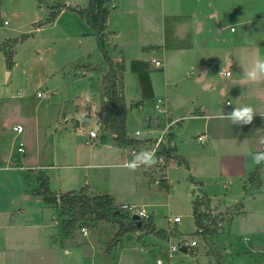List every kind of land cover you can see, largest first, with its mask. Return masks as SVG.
<instances>
[{"label": "rangeland", "instance_id": "374dc122", "mask_svg": "<svg viewBox=\"0 0 264 264\" xmlns=\"http://www.w3.org/2000/svg\"><path fill=\"white\" fill-rule=\"evenodd\" d=\"M30 1H32L31 5L27 3L28 0H0V38L3 34H9L10 39L27 35L14 48L12 69H6L2 73L0 71V81H2L0 88L2 96L0 98L4 96L6 101L5 113L8 119L7 121H4V118L0 119V124H6L9 128L2 132L0 145L5 144L6 149L13 150L20 142L22 152H15L14 162H19V158L24 155L28 160L32 159L33 163L44 167V170L35 171L30 175L26 182L28 184L31 182V185L27 188L33 186V176L37 172H42L45 175L49 172L54 176V179L51 177L50 187L65 186V190L76 189L88 179L91 182L88 184H92V189L96 188L103 192L111 191L117 195L116 200L119 202H127L126 205L133 204L138 209L144 207L146 212L150 213L155 228L165 230L167 238L160 239L152 234H141V239L136 240V235L141 232H127L121 235L117 243L106 251L105 248L110 243L116 226L112 223L94 222L91 218H86L71 231L69 237L72 236L71 239L74 242H69L61 235V222L68 215L61 213L57 206L49 205L51 211L49 214H47L48 212L44 214L47 225L40 229H34L37 232V237L34 235L31 238L34 241L33 246L36 247H29L31 249L24 252L21 260L16 261L15 264H116L117 261L119 264H155L157 259L163 264H252L248 255L244 254V250L237 242L238 233L235 231V226H237L235 224L238 218L235 217L236 214L233 213L234 219L231 223L225 217L222 218V221L218 219V214L227 217L233 210L212 214L215 215L217 224H220L214 233L200 236L193 232L195 227L190 216L189 189L186 179L178 173V166L172 169L168 175L171 180L170 188L166 192L157 184L155 185L154 177L151 179L147 175H142L141 172L136 174L135 171H130L126 165H117L123 163V158L120 159L111 152V149L107 147L109 142L105 141L107 138H99V127L93 119L89 126L95 127V130L99 132L98 137L93 143H85L88 128L86 124L81 125L79 113L87 105L90 106V101L94 102L95 107L93 108L97 109L103 93L101 83L96 79V71L85 68L88 73L74 74L77 70L84 68H75L74 64L77 61H85L91 66H99L103 63L102 55L95 46L88 26L77 13L63 9L53 20L43 22L49 12L47 5L54 2L66 4V0H43L39 4L36 0ZM69 1L73 4L80 2L79 0ZM213 2L217 11L221 12L216 26L228 24L225 29H220L219 38L224 37L230 42L231 38H236L240 33H252L251 42L254 43L255 31L264 27L262 22L264 20H254L245 26L238 22L263 14L264 0H213ZM128 7L134 9L135 5L133 2H129ZM193 7L194 0H162V3L157 0L156 4H152V14L159 15L161 13L165 16L163 27L167 30L168 42L173 40L176 44L171 36L187 30L190 18L186 16V13L190 12ZM33 17H36L34 21H32ZM138 17L137 13L127 15L131 25L130 32L125 26L127 24H124L123 21H118L117 26L121 30L119 34L121 42L125 44V49L122 50L126 67L123 79L125 95L130 99L129 101L134 100L135 104L127 110L126 129L130 134L137 130L140 135H143L150 127L147 126V116L151 118V122L155 124L154 127L157 130L165 125V120L164 115L154 108L155 102L161 97L162 90L159 88L160 91L158 89L156 93L151 90L155 83L159 85L158 76L160 75L156 73H160L162 63L155 67L149 60L153 56L154 59L162 62L161 56L156 50L150 51L146 47V55L142 62L131 61L137 51L142 52L139 49L140 46L132 42L133 39L135 40L134 31L136 33L139 31L136 21ZM3 21H5L4 24ZM38 21L43 23L39 25L38 31H34L37 26L34 24ZM229 27L234 29L232 34L228 31ZM218 50L219 48L215 52L217 57L210 61L211 65H207L208 71H211L216 77L224 65L227 64V70L232 71V64L236 63L235 52L232 59L225 63L222 59L226 52L222 50L219 53ZM107 53L110 56V52ZM2 58L4 60L3 54L0 56V61ZM100 69L105 71L106 66L103 65ZM184 71L189 72L190 69L184 67L182 75H184ZM151 73L155 74L156 82L149 76ZM192 74L189 77H193ZM89 76L96 80H94V86H91L88 80ZM174 77L179 83L176 87L166 86L168 89V93L165 92L167 99L169 96L174 98L179 93L187 96L193 92L192 84L188 80H183L179 71L175 73ZM216 79L218 80V78ZM214 89H216V85H213ZM67 117L69 121L65 123ZM160 117L162 119H159ZM75 120L80 123V127L83 129L74 130L71 122ZM15 125H19L21 128L19 134H16L12 129V126ZM99 144L97 152L105 155L104 161L101 162L104 166L89 170L80 168L79 165L91 154L90 147ZM51 151L56 155L54 160L51 158ZM66 155V160H63ZM28 163L30 161L23 162L26 166ZM45 165L54 167L69 165V167L48 170ZM179 167L182 168L181 165ZM138 177L140 179H137ZM225 204L230 203L226 202ZM233 205L230 204L231 209H234ZM259 208L258 202L254 200L247 208V212ZM261 210L264 211V206ZM174 216L179 218L178 223L167 221V218L172 219ZM247 216L250 221L251 216ZM261 217L262 215L258 213L259 220H251L261 233L258 234V237L261 238L260 241H263L264 231L261 230ZM81 227L85 228L86 234L81 233ZM211 227L212 225L209 226V228ZM28 234L33 235L32 230ZM182 238L196 242L197 247L195 246L194 252L190 251L192 248H187L185 253L169 251V245ZM62 240H65V243ZM52 242L61 246L57 250H62V248L69 250V256L66 257L63 252H54ZM70 248L74 250H70ZM261 256V254L255 256L256 260H260ZM78 259H81L80 263L77 262Z\"/></svg>", "mask_w": 264, "mask_h": 264}, {"label": "crops", "instance_id": "0c3cea01", "mask_svg": "<svg viewBox=\"0 0 264 264\" xmlns=\"http://www.w3.org/2000/svg\"><path fill=\"white\" fill-rule=\"evenodd\" d=\"M79 1V3L74 2L73 4L71 1L66 0V5L84 6L86 3V0ZM156 1L157 0H109L106 4L108 14L105 19V42L107 52H110L109 57L113 62H118L123 59L122 50L125 49V44H122L119 36L121 30L117 26V22L123 21L124 24L126 23L127 25L125 26H127V30L130 32L131 25L127 15L133 13H137L139 16L136 19L139 31L138 33L134 31L135 40L133 39L132 42L138 44L142 52L137 51L136 54L132 56L131 61L142 62L147 49H150V51H152V49H154V51L156 50L162 58V62L159 60L160 65L162 63V68L159 71L160 73H156L160 75L158 76L160 80L159 85L155 83L151 87V90L153 93H156L159 88L162 90L161 97L159 98L160 101L155 102L158 108L155 107V105L154 108L164 115L165 123H170V138L173 143L177 163L160 172L156 171L153 166L148 168L140 167L135 172L136 174H140L141 172L142 175H147L151 177V179L154 177L155 185L157 184L155 179L158 177L161 178L168 185V189H164L167 192L170 188L171 180L168 175L172 169L178 166V173L186 179L189 189L190 216L191 201L195 196H203L208 200L207 213L211 218L215 217V215H212L213 213L218 214L229 209L233 210L227 217L218 214V219L222 221V218L225 217L229 220L228 222L231 223L234 219L233 213H235V217L238 218L235 224L237 225L235 226V231L238 233L237 242L240 244L241 249L244 250V254L248 255L252 264H263L264 240L260 241L261 238L258 237V234L261 233L258 231L259 229L253 225L251 219L257 221L258 213H260L262 215V229H260L264 231V211L261 210L264 206V175L261 176L262 183L257 190L247 193L245 189L248 187V173L255 167L249 153L264 151V145L259 143L260 137L264 136V81L259 83L245 81L243 79V70L246 64L257 55L264 57V27L255 31L254 43L251 42L253 34L245 32L238 34L236 38H231L229 42L224 37L219 38L220 29H225L228 24L220 27L216 26L217 20L220 19L221 12L219 13L217 11V7L213 0H194V7L190 12L186 13V16L190 18L187 30L174 35L172 33L173 36H171V38L176 41V44H174L172 39H170L172 42H168V38L166 37L168 33L166 28L164 29L163 27L165 16L161 13H159V15L156 13L152 14L151 6L152 4L154 5V3L156 4ZM31 2L32 1L28 0L27 3L31 5ZM129 2L134 3V9L128 7ZM160 2L162 3V0H160ZM35 19L36 17H33L32 21ZM254 20H264V13L256 18L240 20L238 23L245 26L250 22H254ZM262 22L264 24V21ZM4 23L5 21H3V24ZM196 26L197 28L195 29ZM38 30L39 28L34 29V31ZM228 31L232 34L234 29L232 30L229 27ZM6 39H10L9 34H3L0 38V43ZM217 48H219V53L222 50L226 52L225 57L222 59L225 63L232 59L235 52L236 63L234 65L232 64V71L229 70L230 76L223 75V71L227 70V64L218 72V77L207 69V65H211L210 61L217 57L215 54ZM1 55L0 50V56ZM151 59H154L153 56L149 59L150 62ZM3 61L2 58L0 61L1 73L6 70ZM102 64L99 66H91L88 62L77 61L74 67L78 69L81 67L84 68L77 70L74 74L88 73V71H85V67H88L86 69L96 71V79L101 83V77L104 73V71L100 69L104 65ZM93 67L96 69H92ZM123 67L124 71L122 76L124 79L126 70L124 59ZM184 67L190 69V71H184V75H182V69ZM10 69H12V67ZM178 71L183 80H188L192 84L193 92L187 96L179 93L174 96V98H170L169 96L167 99L165 92L168 93V89L166 86L173 85L176 87L179 82L175 80L174 76ZM192 71H194V74H192ZM190 74H192L193 77H189ZM154 75L155 74L152 73L151 75L149 74L153 80H155ZM216 78H218V80ZM123 79V95L128 110V108L135 104L133 103L134 100L132 102L129 101L130 99L125 95ZM88 80L91 86H94L95 79L93 80V78L89 76ZM1 84L2 81H0V88ZM213 85H216V89L214 90ZM194 95L196 96L194 97ZM0 96H2V91H0ZM0 100H3L0 102V119L4 118V121H7L8 119L5 113L6 101L4 96L1 97ZM100 101L101 103L97 106V109L93 108L95 107L93 104L94 102L90 101V106L87 105L79 113L81 125L86 124L88 128L85 135V143H93L97 140L99 132L95 130V127L89 126L93 119L99 127V138H107V140H105L109 142L107 147H109L111 152L120 159L121 157L123 158V163L117 165L125 166L127 162L132 160L134 153L139 152L141 149L132 153L128 147H119L114 142L113 134L103 131L100 122L105 109L108 107V103L104 95ZM245 105L251 106L254 111L258 113L254 114L252 124L241 127L232 125L231 121L222 118V113H229L234 107ZM146 118L147 126L150 127L146 130L148 138H145V142L149 144L154 141V136L158 134L162 127L158 130L155 129V124L151 122V118L149 116ZM69 119H72L70 115ZM69 119L67 117L65 123H67ZM159 119L162 118L160 117ZM71 124L75 131L83 129L80 127V123H78L77 120L72 121ZM7 129L9 128H7L6 124H0V141H2V132ZM89 131H94L95 136L89 138ZM146 132H144L145 135ZM127 134L130 133L127 132ZM199 134H204L206 136V141L204 143L193 142L192 139ZM100 144L95 147H90L89 150L91 154L79 165L80 168L89 170L99 169L104 166L101 162L104 161L105 155H101L97 152ZM1 145L0 264H15L16 261L21 260L24 252L31 249H29V247H36L33 246L34 241L31 240L34 235L37 237V232H35L34 229H40V227H45V225H47V223L45 224L44 214L45 212L49 214L51 208L49 205L43 203L41 197L31 194V191L37 187L36 175L33 176V186L27 188L31 185V182L29 184L26 182L27 179L30 178V175L34 174L33 172L35 171L44 170V167L37 163H33L32 159L28 160L27 156L24 155L22 158H19V162L15 163L16 148L11 150V148L6 149L5 144L3 146ZM53 153L54 152L51 151L52 160L56 158V155ZM66 157L67 155L63 157V160H66ZM29 161L30 163H28L27 166L23 164V162ZM184 163L187 166H185ZM179 165H181L182 168H180ZM45 166L48 170H60V168L64 169L69 167V165H59L58 167H54L53 165ZM46 176L48 187L53 192L60 193L69 191L65 190V186H61L62 188L50 187L51 177L54 179V176L49 172L46 173ZM137 179H140V177ZM85 181L87 183L84 182L83 185L88 186L90 195L108 194L113 198L114 204L116 205L127 203L116 200L117 195L111 191L103 192L96 188L92 189V184H88L91 183L90 180L87 179ZM229 190H232V192H229ZM237 198H240V200H237ZM254 200L258 202L260 208L252 212H247V208ZM226 202L234 204V209H231L230 204H225ZM129 205L138 209L133 204ZM139 210L146 212L144 207H140ZM200 210L203 211V207H201ZM147 214L150 216V213ZM247 215L251 216L250 221L247 219ZM167 221L172 222V219L167 218ZM178 222L179 220L173 223ZM219 225L220 224H218V227ZM30 230H32L33 235L28 234ZM47 236H49L48 233ZM248 236L251 238L249 239ZM71 237L63 239L71 242L73 241ZM65 240H62V242L65 243ZM52 243L54 244V252H63L66 257L69 256V250L66 248L57 250L61 248V246H57L55 242ZM196 247H192L190 251L194 252V248ZM71 249L72 248H70V250ZM186 251L185 249V251L180 250L179 252L185 253ZM260 254L262 255L261 259L256 260L255 256H260ZM77 262L80 263L81 259H78ZM116 264H119L118 261Z\"/></svg>", "mask_w": 264, "mask_h": 264}, {"label": "trees", "instance_id": "16d2710c", "mask_svg": "<svg viewBox=\"0 0 264 264\" xmlns=\"http://www.w3.org/2000/svg\"><path fill=\"white\" fill-rule=\"evenodd\" d=\"M36 1L39 4L43 0ZM108 1L86 0L84 6H70L54 2L47 5L49 12L43 22L53 20L61 10L65 9L77 13L88 26L95 46L102 55L103 64L106 66V70L101 77V90L106 98L108 107L102 116L101 127L103 131L113 134L114 142L117 146L136 150L141 141L127 134L125 126L127 107L123 95V59L113 62L108 56L106 49L105 19L108 9L105 5ZM43 22H36L34 24L37 25L35 28H39V25ZM26 37L27 35H20L19 37L6 39L0 43V50L4 56L6 69H10L13 64L12 56L15 46ZM92 69L96 68L93 67ZM164 155L166 156L167 153L164 152ZM184 165L187 166L185 163ZM261 176L259 166L255 165L254 169L247 176L248 187L245 189L247 193L260 187L262 183ZM36 180L37 187L31 191V194L41 197L44 204L57 206L61 210V213L68 215L61 222V235L63 238L69 237L74 227L86 218H91L94 222L103 221L112 223L116 226L110 243L105 248L106 251L117 243L121 235L127 232H141L136 235V240L141 239V234H152L160 239L167 238L166 231L156 229L150 216L146 220H141L140 225L136 228L134 222L131 221L129 211L120 208V205L114 204L113 198L108 194L90 195L87 185H83L76 190L55 193L49 189L47 176L44 173L37 172ZM157 184L165 190L168 189V185L161 178L158 179ZM201 207H203V211L200 210ZM207 210L208 200L203 196H195L191 201V216L194 226L203 228V235L214 233L218 228V222L215 218L210 219L211 228L203 223L204 220L210 218Z\"/></svg>", "mask_w": 264, "mask_h": 264}, {"label": "built area", "instance_id": "2783aa9c", "mask_svg": "<svg viewBox=\"0 0 264 264\" xmlns=\"http://www.w3.org/2000/svg\"><path fill=\"white\" fill-rule=\"evenodd\" d=\"M151 63H153V65L155 67L160 66L159 60L151 59ZM226 73H229V70L223 71L224 76H227ZM159 101L160 100H157V102H159ZM155 107L158 108V105H155ZM169 127H170V123H165V125L160 129L158 134L156 136H154V141L152 143H149V144L145 142V138H148L147 132H146V135L144 134L143 136H141L140 132L137 130L133 131V134H129L131 137H134V138L139 139L141 141V144L138 146V148L136 150L152 149V150H155L157 157L163 158L161 163H158V164L153 166L155 168V170L159 171V172L166 169L167 167L177 163V159H176V156L174 153L173 143H172L171 138H170ZM13 131H15L16 134H19L21 132L20 126L15 125L13 127ZM94 136H95L94 131L88 132L89 138H92ZM194 140L198 143H204L206 141V136L204 134H199L194 138ZM136 150H131V151H132V153H134ZM16 152H22L20 142L18 143V146L16 147ZM164 152L167 153L166 156L164 155ZM158 179H159V177L155 179L156 183H157ZM120 208L126 209L127 211H129V213L131 215L137 214L140 217V220H146L147 217L149 216L143 210L136 209L135 207H132L130 205L121 204ZM210 219H211V216L209 219L203 221V223L205 225L207 224L208 227L211 226ZM178 220H179V218L177 216L172 217V222H177ZM80 231L82 234H86L84 227H81ZM193 232L202 236L203 235L202 234L203 228L202 227H195ZM195 246H196V242L194 240H191V239L188 240L187 238H182L179 241H176L175 243L170 244L169 245V251H180V248L187 249V248H192ZM155 264H163V263L157 259L155 261Z\"/></svg>", "mask_w": 264, "mask_h": 264}, {"label": "clouds", "instance_id": "9594fccd", "mask_svg": "<svg viewBox=\"0 0 264 264\" xmlns=\"http://www.w3.org/2000/svg\"><path fill=\"white\" fill-rule=\"evenodd\" d=\"M230 76V72L226 73ZM243 79L250 83L264 81V57L256 56L246 64L243 70ZM254 114H258L251 106L245 105L234 107L229 113H222V118L231 121L232 125L246 126L253 122ZM259 143L264 145V136L260 137ZM254 165L259 166L261 175H264V151L250 152ZM162 157H157L155 150L141 149L135 152L131 161L127 162L126 167L130 171H136L140 167L148 168L161 163Z\"/></svg>", "mask_w": 264, "mask_h": 264}, {"label": "water", "instance_id": "95a60500", "mask_svg": "<svg viewBox=\"0 0 264 264\" xmlns=\"http://www.w3.org/2000/svg\"><path fill=\"white\" fill-rule=\"evenodd\" d=\"M130 218H131V221L134 222L135 227L137 228L141 223L140 217L137 214H132ZM180 250L185 251V248H180Z\"/></svg>", "mask_w": 264, "mask_h": 264}]
</instances>
